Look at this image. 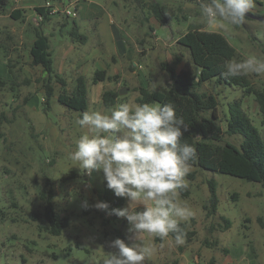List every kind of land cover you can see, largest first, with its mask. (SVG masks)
<instances>
[{
    "label": "rangeland",
    "instance_id": "obj_1",
    "mask_svg": "<svg viewBox=\"0 0 264 264\" xmlns=\"http://www.w3.org/2000/svg\"><path fill=\"white\" fill-rule=\"evenodd\" d=\"M10 1L0 13V77L7 80L0 88V208L5 212V217L0 218V264H104L107 254L117 251L110 247L111 241H139L130 239L133 233L125 218L104 223L98 210L82 207L85 200L89 205L100 201L104 181L102 171L85 175L69 159L77 139L88 129L76 123L81 117L79 111L57 101L58 84L54 85L55 93L47 107L46 74L41 65L30 64L29 48L41 21L35 8L55 0ZM68 1H76L79 16L50 13L42 29L49 36L54 70L65 77L68 88L73 87L79 75L85 77L88 112L107 111L124 102L137 103V88L141 86L165 91L170 79L162 63L171 64L177 57L180 61L175 64L176 71L184 68L197 74L187 49L176 40L189 28L204 30L201 0ZM152 1L169 7L166 23L150 13L148 4ZM16 7L22 11L18 19L11 16ZM250 11L264 15V0H255ZM73 19L79 31L87 35L86 43L71 40L68 31ZM217 32L236 49L235 60L250 54L264 58V20L249 17L240 25H228ZM94 50L97 51L93 53ZM103 68L110 78L94 83V71ZM248 77L254 87H264V75ZM122 86L127 89L124 94L119 93ZM105 90L119 94L110 107L102 101ZM198 90L216 96L222 120L227 115V103L241 99L242 109L264 137L263 117L253 94L244 95L239 86L219 84L214 79L204 82ZM221 125L225 128V120ZM224 140L238 145L241 136L226 135ZM190 171H195V176L185 177L189 194H180V200L194 212L186 222L196 233L179 246L171 236L162 240L141 234L139 239L154 249L144 264H206L211 257L216 264H264V187L192 165ZM211 178L216 181L219 200L215 217L207 216L203 208L209 196L207 180ZM49 188L53 190L55 210L69 220L59 235L48 232L42 214L45 200L40 193ZM234 193L236 199L232 197ZM128 203L126 198L123 207ZM141 210L143 205L136 208ZM218 215L229 218L231 226H218Z\"/></svg>",
    "mask_w": 264,
    "mask_h": 264
},
{
    "label": "clouds",
    "instance_id": "obj_2",
    "mask_svg": "<svg viewBox=\"0 0 264 264\" xmlns=\"http://www.w3.org/2000/svg\"><path fill=\"white\" fill-rule=\"evenodd\" d=\"M254 5L255 0H201L204 30L212 33L242 24ZM223 67L226 77L264 75V58L250 54L243 60H229ZM76 123L88 132L77 139L69 159L85 175L102 171L106 187L129 201L127 207L110 208L104 201L89 205L85 200L82 207L125 218L133 233L130 239L139 241H111L110 247L117 251L108 253L104 264H144L154 253L153 247L139 239L144 233L162 240L173 234L174 244L183 245L186 233L180 223L194 212L180 200V194L188 187L185 177L196 149L182 142L189 129L174 106L124 102L107 111L83 112ZM139 205L143 210L136 211Z\"/></svg>",
    "mask_w": 264,
    "mask_h": 264
},
{
    "label": "trees",
    "instance_id": "obj_3",
    "mask_svg": "<svg viewBox=\"0 0 264 264\" xmlns=\"http://www.w3.org/2000/svg\"><path fill=\"white\" fill-rule=\"evenodd\" d=\"M63 2L64 0H55ZM199 1V0H198ZM10 4V0H0V13L4 12ZM150 13L162 24L166 23L170 9L165 3L152 1L148 4ZM41 21L34 29V38L29 48L30 64L41 65L46 74L45 77V104L49 106V100L55 93L54 85L58 84L57 101L68 109L79 111L81 114L88 110V89L85 77L79 75L71 89L68 81L53 67L52 52L49 44V36L42 29V24L49 19V11L44 6L35 8ZM181 9V7H180ZM179 9V10H180ZM20 9H13L11 16L18 19L21 16ZM183 18L187 19L186 16ZM246 18H249L246 16ZM68 34L72 41L85 43L87 35L79 31V25L72 20L71 29ZM176 43L187 49L192 63L197 67V74H192L188 69L175 70V64L180 61L177 57L171 64L162 63L163 69L168 73L170 83L165 91L149 90L143 86L138 87V95L135 101L138 104L171 103L176 115L182 117L188 126V131L182 137V142L191 144L196 149V157L190 161V165L201 169L228 174L248 181L258 182L264 187V137L259 128L252 123L250 117L242 109L241 99H234L227 103V115L225 116V128L222 127L218 101L216 96L208 91H199L204 82L215 80L216 83L239 86L243 94H253L259 106V111L264 123V87L256 88L252 85L248 75L240 77H226L224 72L225 62L235 59L236 49L230 44L225 35L220 32H206L199 28H189L179 35ZM3 48L6 46L1 45ZM10 65V63H8ZM110 78L105 69H96L92 81H104ZM7 84V80L0 77V88ZM115 90H105L102 101L105 107L114 104L118 97ZM239 135L241 140L238 145L224 140V137ZM73 176L76 174L73 172ZM195 171H190L187 177L193 179ZM209 196L203 208L207 216L217 215L218 196L216 193V181L211 178L207 180ZM188 195V188L181 192ZM41 199L45 200L43 216L47 222L46 229L53 235H59L63 228L69 225L66 216H61L55 210L53 203V190L41 191ZM236 199L237 194H232ZM100 201L107 202L110 208H123L126 198L116 197L112 190L106 187L103 181V189ZM86 212V211H85ZM103 222L117 218L115 215H107L98 210ZM5 217V212L0 208V218ZM217 225L223 229L231 226L229 218L218 215ZM180 227L186 233V240L190 241L195 235L186 221H181ZM212 228V227H211ZM173 238V234H170ZM159 239H161L159 237ZM205 243H209L205 240ZM217 244V240L214 241ZM225 251H227L225 249ZM206 264H216L211 257Z\"/></svg>",
    "mask_w": 264,
    "mask_h": 264
},
{
    "label": "built area",
    "instance_id": "obj_4",
    "mask_svg": "<svg viewBox=\"0 0 264 264\" xmlns=\"http://www.w3.org/2000/svg\"><path fill=\"white\" fill-rule=\"evenodd\" d=\"M67 1V2H66ZM75 2H70L68 0H64L63 2H58V4H55V1H47L43 5L46 10L49 11V13L53 14L55 12H63L66 15L70 16L71 18H75L78 15V9Z\"/></svg>",
    "mask_w": 264,
    "mask_h": 264
},
{
    "label": "water",
    "instance_id": "obj_5",
    "mask_svg": "<svg viewBox=\"0 0 264 264\" xmlns=\"http://www.w3.org/2000/svg\"><path fill=\"white\" fill-rule=\"evenodd\" d=\"M246 16L253 18V19H257V20H264V15H258V14L251 12V11L249 13H247ZM126 91H127V89L124 86H122L119 89L120 94H124V93H126Z\"/></svg>",
    "mask_w": 264,
    "mask_h": 264
},
{
    "label": "crops",
    "instance_id": "obj_6",
    "mask_svg": "<svg viewBox=\"0 0 264 264\" xmlns=\"http://www.w3.org/2000/svg\"><path fill=\"white\" fill-rule=\"evenodd\" d=\"M67 2V1H66ZM10 3H11V1H10ZM10 5V4H9ZM9 7V6H8ZM15 9H20V8H18V7H16ZM77 9H78V7H77ZM13 10V9H12ZM11 10V11H12ZM21 10V9H20ZM77 16H79V11H78V15ZM76 21V20H75ZM78 24V23H77ZM79 25V24H78ZM88 39V38H87ZM72 40V39H71ZM86 43V42H85ZM97 50H94L93 51V53H95ZM103 69H105V68H103ZM106 70V69H105ZM107 75H108V73H107ZM109 76V75H108ZM89 102V101H88Z\"/></svg>",
    "mask_w": 264,
    "mask_h": 264
}]
</instances>
